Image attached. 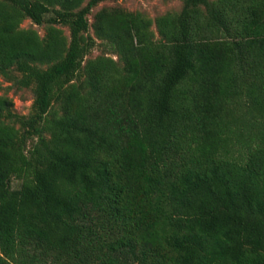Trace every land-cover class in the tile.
<instances>
[{
	"label": "trees",
	"instance_id": "obj_1",
	"mask_svg": "<svg viewBox=\"0 0 264 264\" xmlns=\"http://www.w3.org/2000/svg\"><path fill=\"white\" fill-rule=\"evenodd\" d=\"M86 1L0 0V264H264V0Z\"/></svg>",
	"mask_w": 264,
	"mask_h": 264
},
{
	"label": "rangeland",
	"instance_id": "obj_2",
	"mask_svg": "<svg viewBox=\"0 0 264 264\" xmlns=\"http://www.w3.org/2000/svg\"><path fill=\"white\" fill-rule=\"evenodd\" d=\"M87 0L86 2H88ZM216 1V0H212ZM123 9L128 12L142 13L148 18L155 20L161 15L167 13H178L183 8L182 0H102L98 6H96L90 16V22L93 23L94 16L102 9ZM24 29L33 28L36 29L40 36L45 34L44 26H36L30 20H25L21 26ZM154 30L155 27H153ZM65 35L69 37L70 33L68 28H63ZM89 36L95 37L93 29L91 28ZM109 56L117 59V56L113 54V51L109 49L102 41L97 40L96 46L91 51L88 58H96L98 56ZM17 75V74H16ZM0 95H6L14 102V110L20 115H28L31 112V107L34 101V92L31 88L19 89L11 80H5L2 78L0 86ZM21 185V181L17 179L12 180V186L14 189H18Z\"/></svg>",
	"mask_w": 264,
	"mask_h": 264
}]
</instances>
